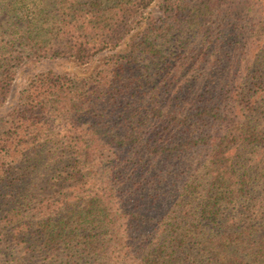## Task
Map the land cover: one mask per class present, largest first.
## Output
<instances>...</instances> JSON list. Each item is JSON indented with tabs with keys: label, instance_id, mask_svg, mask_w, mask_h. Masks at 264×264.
Here are the masks:
<instances>
[{
	"label": "trees",
	"instance_id": "1",
	"mask_svg": "<svg viewBox=\"0 0 264 264\" xmlns=\"http://www.w3.org/2000/svg\"><path fill=\"white\" fill-rule=\"evenodd\" d=\"M0 262L264 264V0H0ZM4 259V260H1Z\"/></svg>",
	"mask_w": 264,
	"mask_h": 264
},
{
	"label": "rangeland",
	"instance_id": "2",
	"mask_svg": "<svg viewBox=\"0 0 264 264\" xmlns=\"http://www.w3.org/2000/svg\"><path fill=\"white\" fill-rule=\"evenodd\" d=\"M72 69L73 67L70 64L62 61H28L22 64L17 70L15 80L11 84L10 94L7 95L5 102L0 104V123H4V114L10 113L9 109L18 102L19 94L34 76L46 71L62 72L63 70L72 71ZM1 260L4 259L1 258ZM0 264H4V262L1 261Z\"/></svg>",
	"mask_w": 264,
	"mask_h": 264
}]
</instances>
